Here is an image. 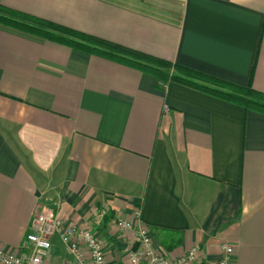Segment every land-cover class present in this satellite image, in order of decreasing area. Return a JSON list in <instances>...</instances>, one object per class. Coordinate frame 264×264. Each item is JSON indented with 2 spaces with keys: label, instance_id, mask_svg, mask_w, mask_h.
I'll return each instance as SVG.
<instances>
[{
  "label": "crops",
  "instance_id": "1",
  "mask_svg": "<svg viewBox=\"0 0 264 264\" xmlns=\"http://www.w3.org/2000/svg\"><path fill=\"white\" fill-rule=\"evenodd\" d=\"M0 2L264 92V0ZM42 206L92 222L114 264L138 209L173 256L264 264V113L0 22V248ZM49 262L76 264L59 236Z\"/></svg>",
  "mask_w": 264,
  "mask_h": 264
},
{
  "label": "built area",
  "instance_id": "2",
  "mask_svg": "<svg viewBox=\"0 0 264 264\" xmlns=\"http://www.w3.org/2000/svg\"><path fill=\"white\" fill-rule=\"evenodd\" d=\"M140 210L132 218H117L116 227L124 234L134 231L139 243L137 249L124 250L121 262L124 264H201V248L193 246L185 253L173 256L155 245L151 230L140 222ZM59 236L74 256L76 264L111 263L106 245L94 229L93 223L78 225L67 222L47 206L37 209L29 230L23 239L20 253L0 248V264H51L49 258L53 248V237ZM222 255L215 264H234V246L221 245Z\"/></svg>",
  "mask_w": 264,
  "mask_h": 264
},
{
  "label": "trees",
  "instance_id": "3",
  "mask_svg": "<svg viewBox=\"0 0 264 264\" xmlns=\"http://www.w3.org/2000/svg\"><path fill=\"white\" fill-rule=\"evenodd\" d=\"M0 22L48 39L133 66L156 76L165 84L176 81L218 98L242 105L246 110L264 113V92L252 84L238 85L195 69L125 46L123 44L83 32L59 23L10 8L0 2ZM110 217H105L104 222ZM174 237V236H173ZM171 250L169 245L163 246ZM201 264H208L203 261Z\"/></svg>",
  "mask_w": 264,
  "mask_h": 264
}]
</instances>
